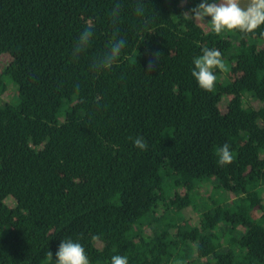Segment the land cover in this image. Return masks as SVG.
Instances as JSON below:
<instances>
[{
	"label": "trees",
	"instance_id": "16d2710c",
	"mask_svg": "<svg viewBox=\"0 0 264 264\" xmlns=\"http://www.w3.org/2000/svg\"><path fill=\"white\" fill-rule=\"evenodd\" d=\"M199 2L0 0V264H50L62 239L90 264H264V25L215 34L185 14ZM205 47L226 66L212 91L191 71Z\"/></svg>",
	"mask_w": 264,
	"mask_h": 264
},
{
	"label": "clouds",
	"instance_id": "9594fccd",
	"mask_svg": "<svg viewBox=\"0 0 264 264\" xmlns=\"http://www.w3.org/2000/svg\"><path fill=\"white\" fill-rule=\"evenodd\" d=\"M119 5L112 12L115 19L118 16ZM142 6H138L137 14H142ZM185 14L191 19L206 20L209 22L211 31L220 34L222 31H238L242 34L255 32L261 25H264V0H200L193 8ZM94 25H88L79 34L73 48V57H78L82 51L89 46L93 37ZM123 38L114 41L110 50L94 62V70L97 72L109 70L121 56L125 47ZM3 55V54H1ZM192 76L199 87L205 91H212L217 77L214 69L225 70V63L222 53L215 48H203L202 54L193 58ZM153 68L152 63L148 65V72ZM134 145L146 150L147 141L143 137H136ZM218 164L228 165L233 161V154L228 143L223 144L217 150ZM50 264H90L86 250L79 242L72 239H62L53 259V252H48ZM111 264H128L126 256L115 255L111 258Z\"/></svg>",
	"mask_w": 264,
	"mask_h": 264
},
{
	"label": "rangeland",
	"instance_id": "374dc122",
	"mask_svg": "<svg viewBox=\"0 0 264 264\" xmlns=\"http://www.w3.org/2000/svg\"><path fill=\"white\" fill-rule=\"evenodd\" d=\"M246 2V0H242V3H245ZM196 21L199 23V24H201V25H203L204 24V22H203V20H200V19H196ZM206 23V22H205ZM7 55H5V54H3V55H0V65L3 63V62H5L6 60H7ZM224 76H227V77H229V78H233L235 75L234 74H232V73H230V72H228V73H225V75ZM223 76V77H224ZM16 97V91H15V89H14V87L13 86H11V85H9L8 87H7V90L5 91V92H3L2 93V95H1V100H7V99H9V98H15ZM254 105H256V103H254ZM210 190H212L211 189V183H210V185H207V186H204L200 191H199V197H200V199L201 200H204V197H206V195H207V193H209L210 192ZM202 194H201V193ZM185 192L184 191H181V193L179 194V195H183ZM9 202H10V200H8ZM197 204H198V206H200L201 205V203L200 202H196ZM181 214H182V216H183V219L184 220H186L188 223H190L191 225H197L198 224V222H197V212L195 211V209H193L192 208V206L191 205H188V206H185V207H181ZM259 209L258 208H255L253 211H252V213H253V215L254 216H258V214H259Z\"/></svg>",
	"mask_w": 264,
	"mask_h": 264
},
{
	"label": "bare ground",
	"instance_id": "6f19581e",
	"mask_svg": "<svg viewBox=\"0 0 264 264\" xmlns=\"http://www.w3.org/2000/svg\"><path fill=\"white\" fill-rule=\"evenodd\" d=\"M209 182V181H208ZM247 186H249V185H247ZM249 188V187H248Z\"/></svg>",
	"mask_w": 264,
	"mask_h": 264
}]
</instances>
